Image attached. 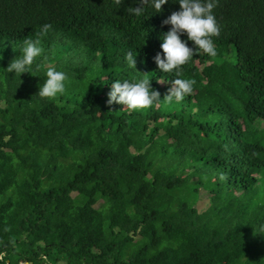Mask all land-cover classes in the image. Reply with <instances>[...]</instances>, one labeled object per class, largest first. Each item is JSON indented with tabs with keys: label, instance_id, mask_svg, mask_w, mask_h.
I'll list each match as a JSON object with an SVG mask.
<instances>
[{
	"label": "trees",
	"instance_id": "obj_1",
	"mask_svg": "<svg viewBox=\"0 0 264 264\" xmlns=\"http://www.w3.org/2000/svg\"><path fill=\"white\" fill-rule=\"evenodd\" d=\"M140 6L0 0V264H264V0H218V54L182 66L180 103L153 59L179 0ZM26 39L43 53L9 72ZM49 67L67 76L51 100ZM145 78L151 108L107 103Z\"/></svg>",
	"mask_w": 264,
	"mask_h": 264
},
{
	"label": "clouds",
	"instance_id": "obj_2",
	"mask_svg": "<svg viewBox=\"0 0 264 264\" xmlns=\"http://www.w3.org/2000/svg\"><path fill=\"white\" fill-rule=\"evenodd\" d=\"M140 7H130L128 13L140 16L145 10V6L151 5L155 12H161L162 6L168 3V0H139ZM122 0H114V4L119 7ZM181 10L173 12L163 24H171L172 28L163 37L161 48L163 55L157 53L153 58L162 72H175L176 79L170 81L171 87L164 99L171 103L175 100L180 103L184 98L193 93L195 84L194 80L179 78L181 68L188 64L197 52L206 53L210 57L217 56V49L214 44L213 37H219L221 27L214 15L213 9L217 6L218 0H179ZM51 25H44L42 32L46 33ZM181 33H187L188 40L194 42L195 49L189 47L187 42L181 39ZM40 41H32L26 39L25 47L21 49L22 58L14 59L8 65L9 72L18 74L30 71L34 60L43 53L42 47L39 46ZM15 50V48H14ZM126 60L129 67L136 68V57L129 51L126 55ZM46 81L40 87L38 95L41 98L55 99L58 95L64 94L66 91L65 81L67 76L62 71H57L53 67H49L46 71ZM160 83L164 81L159 80ZM107 103L123 104L128 110L134 111L138 109L151 108L154 102L160 100L161 94L159 91L153 90L151 82L145 78L139 82H129L125 80L121 82L117 80L112 85V91L109 93ZM221 176V179H224Z\"/></svg>",
	"mask_w": 264,
	"mask_h": 264
},
{
	"label": "rangeland",
	"instance_id": "obj_3",
	"mask_svg": "<svg viewBox=\"0 0 264 264\" xmlns=\"http://www.w3.org/2000/svg\"><path fill=\"white\" fill-rule=\"evenodd\" d=\"M202 199H201V202H200V206L203 207L206 205V203H208V196L206 195V192L205 190H202Z\"/></svg>",
	"mask_w": 264,
	"mask_h": 264
}]
</instances>
